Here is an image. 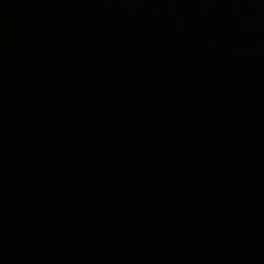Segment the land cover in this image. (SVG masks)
Wrapping results in <instances>:
<instances>
[{
    "label": "water",
    "instance_id": "95a60500",
    "mask_svg": "<svg viewBox=\"0 0 264 264\" xmlns=\"http://www.w3.org/2000/svg\"><path fill=\"white\" fill-rule=\"evenodd\" d=\"M0 264H264V0H0Z\"/></svg>",
    "mask_w": 264,
    "mask_h": 264
}]
</instances>
